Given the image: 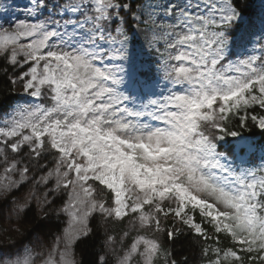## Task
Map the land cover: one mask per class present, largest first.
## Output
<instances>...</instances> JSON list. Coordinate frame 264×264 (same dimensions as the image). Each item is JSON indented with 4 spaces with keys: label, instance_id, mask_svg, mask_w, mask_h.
Here are the masks:
<instances>
[{
    "label": "snow or ice",
    "instance_id": "obj_1",
    "mask_svg": "<svg viewBox=\"0 0 264 264\" xmlns=\"http://www.w3.org/2000/svg\"><path fill=\"white\" fill-rule=\"evenodd\" d=\"M24 11L30 20L0 24V59L38 102L0 121V218L10 204L20 222L35 202L69 222L46 253L35 242L0 264H81L78 244L101 227L94 264H190L166 243L185 227L200 264H264V166H245L247 142L220 151L214 131L237 137L230 115L264 109V21L254 32L239 0H29ZM126 220L151 233L125 246V231L118 252L106 225Z\"/></svg>",
    "mask_w": 264,
    "mask_h": 264
},
{
    "label": "trees",
    "instance_id": "obj_2",
    "mask_svg": "<svg viewBox=\"0 0 264 264\" xmlns=\"http://www.w3.org/2000/svg\"><path fill=\"white\" fill-rule=\"evenodd\" d=\"M239 6L246 19H252L255 16L253 0H239ZM7 67L5 62L0 59V113L6 112L18 99L14 91V85L10 82V77L12 76L11 69L9 68L7 72L3 70ZM252 115H256L257 117L264 116V109L259 108V106H253L248 109L246 112L248 118L243 122H241L237 116L230 115L226 124L227 130L239 133L238 136H247L257 144L264 146V129H261L255 121L251 120ZM219 135L225 136L223 141H219V150L231 155V150L236 146V137H231L220 132ZM43 162L47 164L49 168L54 164L51 156ZM32 174H34L37 179L39 175H41L37 170ZM38 189L43 190L38 186L37 193L39 192ZM27 191V187H22L21 190L14 193V195L19 196ZM66 199V196H62L55 201L54 206L56 208L61 207ZM9 208L10 204H6L3 207L2 211L5 218H0V255H5L9 249L15 252L23 245L31 247L32 243L35 242H38V250L46 253L49 250V246L53 245L54 240L63 232L68 224L67 217L63 213L57 214L56 212L48 211L47 213L41 214L35 202L20 222L16 221L15 216H7ZM196 219L197 221L202 219L198 212H196ZM173 221L174 218L170 216L166 223L171 225ZM90 223L98 225L100 223L99 214H95L90 220ZM175 226L183 227L178 222H176ZM205 226L211 227L210 225ZM106 227L107 234L115 236L118 243H120L123 233L128 231L127 221H110ZM14 228H20L23 234L17 235L14 232L5 231L6 229ZM184 233V235L174 237L172 240H166L163 233L156 235L159 236L160 239L166 240V243H168L169 247L181 261L187 256L190 264H200L201 257L199 254V244L197 243L198 237L194 233H190L186 227L184 228ZM133 236H135V234L126 237L125 246L131 242ZM105 240V229L101 227L97 230L95 235L87 239L86 242L79 243L76 253L81 264H94L100 256H103ZM224 243H227V241L223 242L221 246H224Z\"/></svg>",
    "mask_w": 264,
    "mask_h": 264
},
{
    "label": "rangeland",
    "instance_id": "obj_3",
    "mask_svg": "<svg viewBox=\"0 0 264 264\" xmlns=\"http://www.w3.org/2000/svg\"><path fill=\"white\" fill-rule=\"evenodd\" d=\"M28 2H29V0H0V3H6L11 8V11H9L8 13L0 14V24L5 23L6 21H16L17 18H19L20 20H30V18L27 16V13L24 11V7L26 4H28ZM253 3H254V9L256 10V16L252 20V22L255 25V28L253 29V31L256 33H259L260 28H261V22L264 21V0H253ZM140 39H142V38H140ZM252 39H253V42L255 43L256 41L259 40V35L257 34L255 36H253ZM252 47H253L252 44L248 45V50L251 51ZM256 47L258 48L259 45L256 44ZM14 91H15V94L19 97V99L6 112H4L3 114H0V121H2L3 119L11 118V116L14 114L13 113L14 108H17L21 105L26 106V105L38 102L36 100V98L30 97L29 95H27V93L22 89L19 82H17L14 85ZM214 131L216 132V135L219 136L218 135L219 131L218 130H214ZM240 141L247 142L252 146V152L249 153V155L246 157L247 163L245 166L246 167H257L249 161L251 155L255 154V153L260 154V156H261L260 165H263L264 164V148H262L260 146H256L247 137L240 138L239 142ZM9 157H10V159L11 158H19L17 156V154L11 153L10 150H9ZM37 171H39L41 173V175L44 174V169H39ZM2 174H3V165H0V175H2ZM39 188H41V187H39ZM38 191L39 192L37 193V195H40L42 190L38 189ZM165 204L167 205V202H165ZM186 211H190V209H187ZM40 212H41V214H44V212H42V211H40ZM64 215L67 217V221L69 222V217L66 214H64ZM67 226H68V224H67ZM127 227H128L129 236H131L133 234L137 235L139 232L151 233L150 229L145 230V229H139L138 227L133 228L131 226L130 222H128V221H127ZM123 240H124V244H125L126 237H124ZM115 246L117 247V251L119 252L120 251V243H118L116 241Z\"/></svg>",
    "mask_w": 264,
    "mask_h": 264
}]
</instances>
